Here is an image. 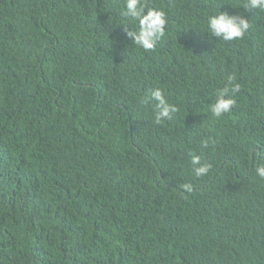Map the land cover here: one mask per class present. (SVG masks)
Segmentation results:
<instances>
[{"label":"trees","instance_id":"trees-1","mask_svg":"<svg viewBox=\"0 0 264 264\" xmlns=\"http://www.w3.org/2000/svg\"><path fill=\"white\" fill-rule=\"evenodd\" d=\"M125 2L0 0V264H264V11L141 0L167 19L145 51ZM219 11L249 30L203 33Z\"/></svg>","mask_w":264,"mask_h":264},{"label":"clouds","instance_id":"clouds-1","mask_svg":"<svg viewBox=\"0 0 264 264\" xmlns=\"http://www.w3.org/2000/svg\"><path fill=\"white\" fill-rule=\"evenodd\" d=\"M244 10L259 9L264 11V0H244L241 6ZM126 17H131L139 24L138 31H129L126 29L127 37L132 39L133 44L138 45L145 51L154 49L157 41L165 35L167 19L165 13L154 8L147 7L141 0H126ZM250 28L249 20L240 13L219 11L210 15L207 19V31L211 36L225 41H231L242 38ZM211 42V41H209ZM240 84L235 82V77L229 76L223 88L217 90L215 102L210 105V111L216 118L231 111L236 101L232 98L240 91ZM155 101V121L160 123L164 119H171V114L176 111L174 105L170 104L160 88L153 89L145 102ZM207 147L208 142H202ZM191 164L196 177H201L208 173L211 167L207 163L201 162L199 155L191 156ZM258 177L264 179V164L255 168ZM187 191H192L191 184L182 186Z\"/></svg>","mask_w":264,"mask_h":264}]
</instances>
